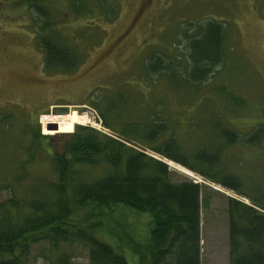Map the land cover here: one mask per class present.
I'll use <instances>...</instances> for the list:
<instances>
[{
  "label": "trees",
  "instance_id": "trees-1",
  "mask_svg": "<svg viewBox=\"0 0 264 264\" xmlns=\"http://www.w3.org/2000/svg\"><path fill=\"white\" fill-rule=\"evenodd\" d=\"M90 1L111 18L115 15L113 0H77V9H92ZM45 2L28 0L40 18L37 40L44 66L72 69L78 57L49 23ZM256 3L264 15V0ZM233 40L228 21L205 19L187 38L181 61L185 67L174 65L175 72L191 83L207 80L232 53ZM180 57L155 50L144 58L145 70L167 74ZM222 93L226 105L241 104L237 95ZM151 109L142 114L139 125L124 124L117 135L81 124L73 129L74 122L67 120L43 132H62L53 138L31 130L28 162L43 144L50 148L47 168L28 181L15 178L3 185L11 195L0 202V264H27L31 244L41 240L51 251L58 250L53 264L68 263L60 248L74 242L87 248L88 264H200L203 185L186 178L172 180L166 161L145 148L241 196L226 201L227 264H264V114L248 130H240L221 110L211 117L205 138L198 137L188 148L162 106L151 103ZM104 111L101 122L111 129ZM133 114H127L129 119ZM195 128L193 124L188 131ZM236 145L255 153L257 162L247 169L252 175L259 170V179L247 180L226 168L225 153Z\"/></svg>",
  "mask_w": 264,
  "mask_h": 264
},
{
  "label": "rangeland",
  "instance_id": "rangeland-1",
  "mask_svg": "<svg viewBox=\"0 0 264 264\" xmlns=\"http://www.w3.org/2000/svg\"><path fill=\"white\" fill-rule=\"evenodd\" d=\"M76 1L44 3L50 11L49 23L78 57L75 67L61 70L44 66L37 40L40 18L28 0H0V202L11 195L3 188L8 180L28 181L47 168L45 157L50 148L42 144L31 163L28 144L31 130L38 129L52 138L62 133H43L50 128L49 123L73 121V129L81 124L117 135L124 124L139 125L142 114L152 111L151 103L158 104L169 121L176 122L182 144L191 148L206 133L211 117L221 110L240 130H248L262 119L264 15L255 5L258 0H113L116 12L112 18L92 1L88 3L92 9L79 11ZM208 18L230 23L233 50L212 69L207 80L191 83L173 67H185L181 61L187 38ZM155 50L180 55L181 59L172 61L167 74L147 73L143 60ZM224 90L237 95L241 104L226 105ZM102 109L113 128L103 126ZM127 114L134 117L129 119ZM193 124L197 128L189 132ZM130 143L144 148L137 141ZM53 144L59 146L56 141ZM145 150L166 161L172 180L186 178L203 185L200 264H227L226 201L228 196L242 197ZM256 158L251 149L236 145L227 149L224 161L226 168L255 180L260 171L252 175L247 168L255 165ZM61 249L67 253V264H88V250L81 244L74 242ZM55 252L47 241L35 242L27 264H53Z\"/></svg>",
  "mask_w": 264,
  "mask_h": 264
},
{
  "label": "water",
  "instance_id": "water-1",
  "mask_svg": "<svg viewBox=\"0 0 264 264\" xmlns=\"http://www.w3.org/2000/svg\"><path fill=\"white\" fill-rule=\"evenodd\" d=\"M48 127H50V128H56V124H54V123H49V124H48Z\"/></svg>",
  "mask_w": 264,
  "mask_h": 264
},
{
  "label": "bare ground",
  "instance_id": "bare-ground-1",
  "mask_svg": "<svg viewBox=\"0 0 264 264\" xmlns=\"http://www.w3.org/2000/svg\"><path fill=\"white\" fill-rule=\"evenodd\" d=\"M79 123V122H78ZM63 126H65L66 128L68 127V125L67 124H64Z\"/></svg>",
  "mask_w": 264,
  "mask_h": 264
}]
</instances>
